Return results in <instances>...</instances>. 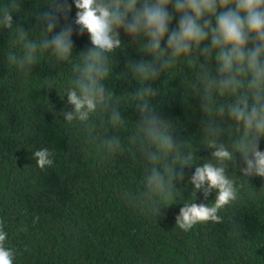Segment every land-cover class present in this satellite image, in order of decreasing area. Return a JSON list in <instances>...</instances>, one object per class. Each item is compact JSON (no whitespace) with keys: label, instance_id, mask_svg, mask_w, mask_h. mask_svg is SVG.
<instances>
[{"label":"trees","instance_id":"1","mask_svg":"<svg viewBox=\"0 0 264 264\" xmlns=\"http://www.w3.org/2000/svg\"><path fill=\"white\" fill-rule=\"evenodd\" d=\"M46 2L22 0L21 11L13 14L16 25L35 34L32 13ZM76 11L73 4L61 25L76 28ZM121 39L128 47L113 54L106 87L121 102L125 124L116 134L123 150L110 155L102 136L93 139L104 132V117L94 116L91 130L63 117L72 110L63 95L74 86L81 58L60 63L41 51L38 65L23 75L11 61L22 54L15 32L0 33V222L9 234L7 245L16 252L15 264H264V177H241L239 154L228 170L237 183L238 199L219 209L216 221L199 223L190 232L177 226L186 202L214 206L215 192L196 197L189 183L192 166L182 169L179 196L159 216L147 208L128 207L123 192L142 189L143 165L129 139L140 119L130 94L140 85L127 75V64L150 57L127 35L122 33ZM73 41L74 56L92 47L88 34L78 29ZM193 72L178 67L153 86L160 92L156 111L189 141L198 166L211 159V151L201 132L200 99H190L184 82ZM50 79L56 88H49ZM259 144L264 151V139ZM43 147L56 156L46 171L36 166L33 155Z\"/></svg>","mask_w":264,"mask_h":264},{"label":"clouds","instance_id":"2","mask_svg":"<svg viewBox=\"0 0 264 264\" xmlns=\"http://www.w3.org/2000/svg\"><path fill=\"white\" fill-rule=\"evenodd\" d=\"M21 2L0 3V33L15 32L22 49L11 61L19 73L27 75L38 65L41 51H48L60 63L80 57L74 86L63 95L72 110L64 111L63 117L90 130L94 116L104 117L105 130L93 139L102 136V146L110 155L123 150L116 134L125 124L121 102L106 87L113 54L128 47L122 33L150 57L127 64V75L140 85L130 94L140 119L129 139L143 165L142 189L123 192L128 207L147 208L159 216L179 196L182 169L192 166L189 183L196 197L202 192L208 198L215 192V200L212 207L186 202L180 209L177 226L190 232L199 223L218 220V210L237 201L238 186L228 174L237 154L242 161L241 177H264V151L259 144L264 139V0H47L32 13L35 34L14 21ZM73 4L76 28L62 26L61 19L71 13ZM76 29L88 34L92 47L74 56ZM181 66L194 69L184 82L190 99H200L201 132L211 151V159L198 166L193 163L196 152L189 141L177 135L174 123L156 111L154 103L160 92L153 85ZM49 88H56L53 79ZM33 155L36 166L44 171L56 162L55 152L48 147ZM8 240L0 222V264H15L16 252Z\"/></svg>","mask_w":264,"mask_h":264}]
</instances>
